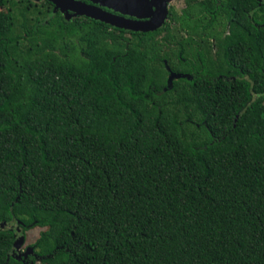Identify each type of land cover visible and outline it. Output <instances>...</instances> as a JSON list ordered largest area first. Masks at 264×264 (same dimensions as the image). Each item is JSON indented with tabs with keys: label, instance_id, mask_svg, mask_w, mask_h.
Masks as SVG:
<instances>
[{
	"label": "trees",
	"instance_id": "1",
	"mask_svg": "<svg viewBox=\"0 0 264 264\" xmlns=\"http://www.w3.org/2000/svg\"><path fill=\"white\" fill-rule=\"evenodd\" d=\"M223 1L214 57L169 22L206 0L146 32L0 15V264H264V4Z\"/></svg>",
	"mask_w": 264,
	"mask_h": 264
},
{
	"label": "flooded vegetation",
	"instance_id": "2",
	"mask_svg": "<svg viewBox=\"0 0 264 264\" xmlns=\"http://www.w3.org/2000/svg\"><path fill=\"white\" fill-rule=\"evenodd\" d=\"M79 1H82L87 4L96 5L105 11H109L117 15H123L126 18L139 19V20L147 19V17L137 18L134 15L121 14L119 11L100 5L99 3L92 2L91 0H79ZM189 1L190 3H193L196 1L203 2L205 0H182L180 15H182L184 10H186V13H189L188 12V8H189L188 6L190 5ZM206 1L209 4L211 3L212 6L211 12L215 11V9H218L217 18L213 20L212 23L209 22L208 14L202 11L201 13H199V16L196 18L185 19L183 17L184 19L182 20L181 24L184 25L178 28V35L181 36L182 38L181 39L182 46L190 45L188 46L189 50L185 54L188 57L190 56L191 53L195 51V49H200V50L202 49V51L204 52V46L206 45V40L209 42L207 46L209 47L210 55L212 57L215 56L217 51V48L215 46V40L214 37L207 30H205L207 26L211 27V29L215 28V30L220 33V37H223L224 34L228 32L227 29L229 26V19L227 18L224 12L225 2L223 0H206ZM257 4L258 5L264 4V0H257ZM202 8L203 6H201L199 9L202 10ZM168 11H171L172 13H174V15H176L173 4L167 3L166 18L168 17ZM139 13L142 14L145 12L143 10H140ZM3 14H11L14 18L15 24L18 27L21 25L23 21H27L28 24L39 25L41 23H46L48 20H51L58 16H62L64 18H66L67 16V19L77 16L86 17L83 15H76L74 14V12L70 10L69 11L61 10L60 7L56 6L50 0H0V15ZM18 19L19 21H17ZM169 22H170V26L172 24L175 25L178 24V26H180L178 20H171ZM193 25H198V30L200 32L199 38L196 35H191L192 31H190L189 27ZM174 28L176 27L172 28L171 26V30H173ZM180 30H182L184 35L179 34V32H181ZM124 31H129V30H124ZM136 32H140V31H136ZM172 44L173 43H171V46Z\"/></svg>",
	"mask_w": 264,
	"mask_h": 264
},
{
	"label": "water",
	"instance_id": "3",
	"mask_svg": "<svg viewBox=\"0 0 264 264\" xmlns=\"http://www.w3.org/2000/svg\"><path fill=\"white\" fill-rule=\"evenodd\" d=\"M50 1L60 7L61 10H70L76 15H83L119 29L140 32L152 31L163 24L167 16V2H169V0H91L92 2L119 11L121 14L134 15L137 18L147 17L146 20H139L114 14L96 5L87 4L79 0ZM140 10H143L145 13L140 14ZM172 74L176 73H170L168 80L172 78ZM177 76L178 74L175 75V77ZM23 239L22 235L17 237L13 242V246L16 248L22 243ZM30 252L31 247H26L21 254L27 255Z\"/></svg>",
	"mask_w": 264,
	"mask_h": 264
},
{
	"label": "rangeland",
	"instance_id": "4",
	"mask_svg": "<svg viewBox=\"0 0 264 264\" xmlns=\"http://www.w3.org/2000/svg\"><path fill=\"white\" fill-rule=\"evenodd\" d=\"M167 3L173 4L175 12H176V16L179 17L180 16V8L182 7V0H169V2H167ZM17 21H19V19ZM178 22L180 23V26H178V24H176V25L172 24L171 25L172 28L176 27V29L178 30L179 27H182L184 25V24H181L182 21L178 20ZM180 31L181 32H179V34L184 35L182 30H180ZM163 34H164V31H161L157 35V37L159 38ZM126 36H127V34H126ZM188 46H190V45L184 46L185 54L189 50ZM175 75L176 74H172L171 77L173 78V77H175ZM41 230H42V228H40V227H33V228H30V229L26 230L25 233H24V239H23L22 243H20L15 249L19 250L22 253L24 251V248L29 247V245H31L35 241V239L38 236L39 231H41ZM17 237H19V236L17 235ZM35 264H41V263L36 261Z\"/></svg>",
	"mask_w": 264,
	"mask_h": 264
}]
</instances>
